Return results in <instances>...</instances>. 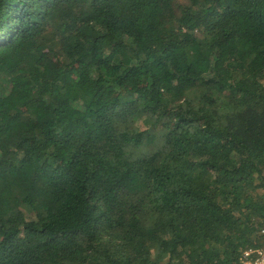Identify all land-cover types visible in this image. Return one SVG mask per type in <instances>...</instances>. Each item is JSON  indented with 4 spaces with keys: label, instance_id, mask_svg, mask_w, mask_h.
Wrapping results in <instances>:
<instances>
[{
    "label": "trees",
    "instance_id": "trees-1",
    "mask_svg": "<svg viewBox=\"0 0 264 264\" xmlns=\"http://www.w3.org/2000/svg\"><path fill=\"white\" fill-rule=\"evenodd\" d=\"M262 229L264 0H0V264H236Z\"/></svg>",
    "mask_w": 264,
    "mask_h": 264
},
{
    "label": "built area",
    "instance_id": "built-area-1",
    "mask_svg": "<svg viewBox=\"0 0 264 264\" xmlns=\"http://www.w3.org/2000/svg\"><path fill=\"white\" fill-rule=\"evenodd\" d=\"M261 233L263 235V245L243 249L236 264H264V229Z\"/></svg>",
    "mask_w": 264,
    "mask_h": 264
}]
</instances>
